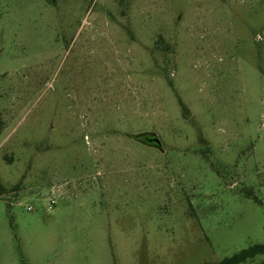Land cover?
<instances>
[{
  "label": "rangeland",
  "instance_id": "374dc122",
  "mask_svg": "<svg viewBox=\"0 0 264 264\" xmlns=\"http://www.w3.org/2000/svg\"><path fill=\"white\" fill-rule=\"evenodd\" d=\"M263 241L264 0H0V264Z\"/></svg>",
  "mask_w": 264,
  "mask_h": 264
},
{
  "label": "trees",
  "instance_id": "16d2710c",
  "mask_svg": "<svg viewBox=\"0 0 264 264\" xmlns=\"http://www.w3.org/2000/svg\"><path fill=\"white\" fill-rule=\"evenodd\" d=\"M258 256H264V241L261 244L253 245L244 249L230 257H226L218 263H204V264H242L249 260H253Z\"/></svg>",
  "mask_w": 264,
  "mask_h": 264
},
{
  "label": "flooded vegetation",
  "instance_id": "af4514ba",
  "mask_svg": "<svg viewBox=\"0 0 264 264\" xmlns=\"http://www.w3.org/2000/svg\"><path fill=\"white\" fill-rule=\"evenodd\" d=\"M136 143L146 145L148 147L154 148L156 150L162 151V146L157 144L154 140H156V136L154 134H142L131 137Z\"/></svg>",
  "mask_w": 264,
  "mask_h": 264
},
{
  "label": "built area",
  "instance_id": "2783aa9c",
  "mask_svg": "<svg viewBox=\"0 0 264 264\" xmlns=\"http://www.w3.org/2000/svg\"><path fill=\"white\" fill-rule=\"evenodd\" d=\"M55 203H56V199L51 198V199H50V208H52V205H54ZM27 210H28V211H32L33 208H32V207H28Z\"/></svg>",
  "mask_w": 264,
  "mask_h": 264
},
{
  "label": "water",
  "instance_id": "95a60500",
  "mask_svg": "<svg viewBox=\"0 0 264 264\" xmlns=\"http://www.w3.org/2000/svg\"><path fill=\"white\" fill-rule=\"evenodd\" d=\"M157 144H160L161 145V142L160 140L156 137V140H154Z\"/></svg>",
  "mask_w": 264,
  "mask_h": 264
}]
</instances>
